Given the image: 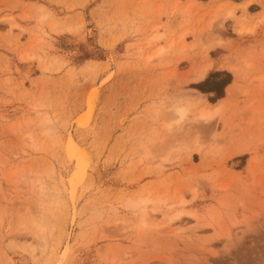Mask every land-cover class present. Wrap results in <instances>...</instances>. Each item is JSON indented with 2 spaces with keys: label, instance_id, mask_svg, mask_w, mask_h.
<instances>
[{
  "label": "rangeland",
  "instance_id": "rangeland-1",
  "mask_svg": "<svg viewBox=\"0 0 264 264\" xmlns=\"http://www.w3.org/2000/svg\"><path fill=\"white\" fill-rule=\"evenodd\" d=\"M235 1L0 0V264H264V0ZM220 55L248 99L200 123Z\"/></svg>",
  "mask_w": 264,
  "mask_h": 264
},
{
  "label": "crops",
  "instance_id": "crops-1",
  "mask_svg": "<svg viewBox=\"0 0 264 264\" xmlns=\"http://www.w3.org/2000/svg\"><path fill=\"white\" fill-rule=\"evenodd\" d=\"M240 1H242V0H240ZM240 1H235V2H240ZM252 4L253 3H250L247 6V9H246L247 11H248V7L250 5H252ZM239 14H240L239 12H236V15H239ZM216 48H217V46H214L213 48L209 49L208 53L211 50H216ZM222 55H225V54L223 53ZM222 55L217 56L216 58H213V57L210 56V60L213 63V66H212L211 69L228 71L227 69H225L223 67H219V64L223 61L222 60ZM226 61L228 63L235 64V65L239 66L242 70H240L237 74H233L232 72L228 71L232 75L231 81L224 88L223 98L218 100L215 104H217L219 102L223 103V100L225 99V97H227L228 98V106H229L228 108L231 109L232 107L235 106V104H240L244 100L248 99L247 97L244 96V92L246 90V87L248 86V79H249V77H251V74H249L250 70L246 67V65L243 64L242 62L238 61L237 59H228ZM195 82H197V81H195ZM226 89H230V92L227 93ZM200 94H201V96L203 98H205L207 100V95L210 94V93L200 92ZM193 153L194 152H192V154ZM191 160L193 161V163H195L193 158H192V156H191Z\"/></svg>",
  "mask_w": 264,
  "mask_h": 264
},
{
  "label": "clouds",
  "instance_id": "clouds-1",
  "mask_svg": "<svg viewBox=\"0 0 264 264\" xmlns=\"http://www.w3.org/2000/svg\"><path fill=\"white\" fill-rule=\"evenodd\" d=\"M162 108H166V112L170 114L168 118H164L162 121V127L168 133H173L177 129L184 127L193 119V102L190 100L177 97L157 102V111ZM200 122L207 124L211 121L201 119ZM134 206L139 207V202H134Z\"/></svg>",
  "mask_w": 264,
  "mask_h": 264
},
{
  "label": "trees",
  "instance_id": "trees-1",
  "mask_svg": "<svg viewBox=\"0 0 264 264\" xmlns=\"http://www.w3.org/2000/svg\"><path fill=\"white\" fill-rule=\"evenodd\" d=\"M221 74H224V77L218 79ZM231 78L232 76L229 72H211L204 80L192 83L190 87L197 88L202 92H213V97L209 98V100L210 102H215L224 95V88L231 81Z\"/></svg>",
  "mask_w": 264,
  "mask_h": 264
},
{
  "label": "bare ground",
  "instance_id": "bare-ground-1",
  "mask_svg": "<svg viewBox=\"0 0 264 264\" xmlns=\"http://www.w3.org/2000/svg\"><path fill=\"white\" fill-rule=\"evenodd\" d=\"M14 25L13 22H9V26L10 28ZM160 49H158L159 51ZM221 107H222V102H219L217 104H215L214 106H203L200 108V110L198 111V114L197 115V120L200 122L201 119H205V120H212L213 117L215 116H218L220 110H221ZM201 123V122H200ZM210 123V122H209ZM145 202V200H142L139 202V205H141V207L139 206L138 209L140 208L141 209V213L142 214H145L146 211H145V206L143 205V203ZM133 207L134 206V203H133ZM139 209V210H140ZM179 214H174L172 216L169 217V221L173 220L175 218V216L177 217ZM159 225V224H158ZM167 226V225H166ZM168 227V226H167ZM171 229V228H170ZM230 240V239H229Z\"/></svg>",
  "mask_w": 264,
  "mask_h": 264
}]
</instances>
